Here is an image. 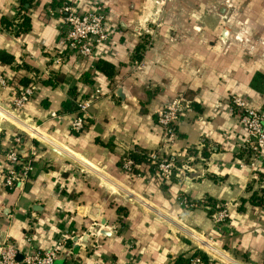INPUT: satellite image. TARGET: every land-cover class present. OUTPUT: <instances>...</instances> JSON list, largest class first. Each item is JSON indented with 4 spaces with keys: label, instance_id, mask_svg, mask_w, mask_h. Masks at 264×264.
Instances as JSON below:
<instances>
[{
    "label": "crops",
    "instance_id": "obj_1",
    "mask_svg": "<svg viewBox=\"0 0 264 264\" xmlns=\"http://www.w3.org/2000/svg\"><path fill=\"white\" fill-rule=\"evenodd\" d=\"M23 1L30 30L15 37L1 23L14 20ZM56 2L0 0V74L12 80L0 90V246L40 252L64 241V264H187L202 254L198 236L212 240V264H264V206L249 202L264 179L241 164L245 130L229 103L240 96L262 110L264 0H75L82 13L97 6L108 15L111 41L86 60L65 50L61 22L49 14ZM31 70L61 83L41 85L16 111L14 90ZM96 89L86 128L75 134L77 113L61 115L63 105L71 93L87 100ZM177 96L193 110L171 153L193 172L171 182L145 165L140 177L124 172L131 152L160 150L156 114ZM29 126L59 150L28 139L27 154L38 148L32 177L5 190L4 155ZM181 197L227 205L228 223L217 228L203 207L184 209Z\"/></svg>",
    "mask_w": 264,
    "mask_h": 264
},
{
    "label": "built area",
    "instance_id": "obj_2",
    "mask_svg": "<svg viewBox=\"0 0 264 264\" xmlns=\"http://www.w3.org/2000/svg\"><path fill=\"white\" fill-rule=\"evenodd\" d=\"M51 17H58L61 22L60 35L63 39L64 48L72 52L79 59L86 60L94 57L99 48L111 41V34L107 28V12L101 7L92 6L86 12H80L75 0H62L61 6L55 11H50ZM142 34H139L141 36ZM65 53V52H64ZM58 60L57 64H60ZM139 64H136L137 68ZM12 84L11 78L0 74V90H4ZM38 85H30L27 88L15 89L13 93V106L16 111H25L28 104L35 98ZM101 95L100 89H96L94 97L84 99L78 97L77 116L71 124V130L79 134L86 128L88 112L94 100ZM262 110L253 108L244 98L233 96L230 100V112L240 117L245 130V138L241 144L240 152L245 154L241 164L250 166L256 176H264L262 163L264 160V91L261 93ZM193 103L186 98L177 96L165 103L156 114V124L161 130V147L158 152L148 154L150 165L154 166L153 176L159 182H171L177 174L193 172L189 164H183V159L171 153L172 147L178 139V125L186 112L193 110ZM53 120H60L56 113L50 115ZM29 140H36L40 146H48L59 150L56 141L48 135L42 134L39 127H27L20 129V134L12 138L8 152L4 155L5 168L1 172L3 176L2 187L5 190H15L30 181L35 170V158L38 148H30L27 154L25 145ZM124 172L130 175L141 176V166L137 165L128 155L122 163ZM264 190V186L261 187ZM261 195V194H260ZM179 204L184 209H196L203 207L193 203L186 197L179 198ZM217 228L223 227L230 218L227 205L216 202L210 215ZM196 241L197 252L206 255L205 258L195 253L189 259V264H212L213 255L216 251L212 240L204 237L193 238ZM71 254V249L66 242L47 251L21 252L14 244L5 242L0 246V264H64L61 260ZM21 261H18V257Z\"/></svg>",
    "mask_w": 264,
    "mask_h": 264
},
{
    "label": "trees",
    "instance_id": "obj_3",
    "mask_svg": "<svg viewBox=\"0 0 264 264\" xmlns=\"http://www.w3.org/2000/svg\"><path fill=\"white\" fill-rule=\"evenodd\" d=\"M57 2L54 3L50 7V11H55L61 6L62 0H56ZM26 1H23L21 6H19V12L17 16L14 18L12 21L8 20H2L1 23V30L6 31L7 33L15 36V37H20L22 34L27 33L30 30V20L29 18L22 13V6ZM21 9V10H20ZM31 77L29 79L22 80L24 83V86H21V83L19 82L17 85V88L23 89L27 88L30 85H44V86H49L52 88L57 87L61 83V80L58 78L59 76L55 74H50L47 76V78H44L38 71L36 70H31L30 71ZM72 98L65 102L63 105V111L60 113L61 115H66L68 113H74L77 111V96L76 94L72 95ZM193 107V106H192ZM147 152H141V151H133L131 152L128 156L139 166L145 165L148 166L150 169H152V172L154 171V166L150 165V159L148 157ZM139 171L137 170L135 174H137ZM262 179L259 182H262L264 179V176H261ZM252 192L251 198L249 202H251L252 205L254 206H264V190L261 189H256V190H249ZM261 194V195H260ZM216 204V202L207 200L205 201L204 204H202L203 208L208 211L209 215L212 213V207ZM67 247H70L71 244L67 243ZM201 257L205 258L203 254H199ZM189 264V261L187 262Z\"/></svg>",
    "mask_w": 264,
    "mask_h": 264
},
{
    "label": "water",
    "instance_id": "obj_4",
    "mask_svg": "<svg viewBox=\"0 0 264 264\" xmlns=\"http://www.w3.org/2000/svg\"><path fill=\"white\" fill-rule=\"evenodd\" d=\"M21 259H22V258L19 256V257H18V261H21Z\"/></svg>",
    "mask_w": 264,
    "mask_h": 264
}]
</instances>
